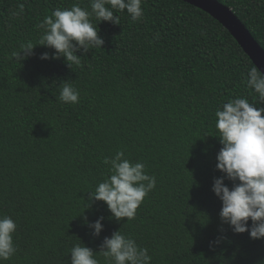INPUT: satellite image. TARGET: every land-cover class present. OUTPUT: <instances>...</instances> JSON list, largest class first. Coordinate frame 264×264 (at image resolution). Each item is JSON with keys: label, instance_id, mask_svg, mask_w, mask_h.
Segmentation results:
<instances>
[{"label": "trees", "instance_id": "1", "mask_svg": "<svg viewBox=\"0 0 264 264\" xmlns=\"http://www.w3.org/2000/svg\"><path fill=\"white\" fill-rule=\"evenodd\" d=\"M218 1L264 49V0ZM74 3L91 10L90 0H0V216L17 224L16 253L0 264H71L79 243L104 264L98 252L117 230L148 249L150 264H264V238L234 234L212 192L223 175L215 110L236 97L264 107L246 87L251 59L216 19L182 0H142L136 22L114 11L120 24H98L104 42L78 50L79 66L41 60L54 53L41 45L21 65L10 59L21 43H38L46 15ZM65 82L79 103L59 99ZM118 150L156 178L132 220L117 221L90 195L108 175L103 158Z\"/></svg>", "mask_w": 264, "mask_h": 264}, {"label": "clouds", "instance_id": "2", "mask_svg": "<svg viewBox=\"0 0 264 264\" xmlns=\"http://www.w3.org/2000/svg\"><path fill=\"white\" fill-rule=\"evenodd\" d=\"M142 0H90V11L79 4L70 8H56L46 15L36 28L41 30L37 44L21 43L10 59L20 64L33 54L36 45L51 48L54 53L40 55L41 60L59 59L68 66L81 65V57L75 53L83 49L101 48L103 39L98 36V24L111 22L120 24L114 11L130 15L133 22L143 17ZM23 10L21 6V11ZM92 17L98 23L93 24ZM21 65V64H20ZM246 87L252 89L260 101H264V73L251 67L246 74ZM80 93L68 82L63 84L59 99L64 103H79ZM264 107H257L244 97L222 102L215 110V128L222 147L216 154L215 168L223 175L214 179L212 192L221 201L220 219L227 223L234 234L247 232L250 239L264 238ZM108 175L91 192V198L103 201L112 218L132 220L144 198L156 185V178L149 175L142 162H133L124 151H116L112 157H104ZM225 180L232 182L231 189ZM102 219V218H100ZM100 219L90 227L93 235L102 230ZM249 220L251 224H249ZM87 225V219L85 218ZM17 224L10 216H0V261L10 259L16 253L13 233ZM218 240L210 241L218 244ZM99 256L104 264H150L152 257L147 248L117 230L105 237ZM71 264H100L97 253L82 243L70 249Z\"/></svg>", "mask_w": 264, "mask_h": 264}, {"label": "water", "instance_id": "3", "mask_svg": "<svg viewBox=\"0 0 264 264\" xmlns=\"http://www.w3.org/2000/svg\"><path fill=\"white\" fill-rule=\"evenodd\" d=\"M207 12L235 39L258 70L264 73V49L232 9L218 0H182Z\"/></svg>", "mask_w": 264, "mask_h": 264}]
</instances>
